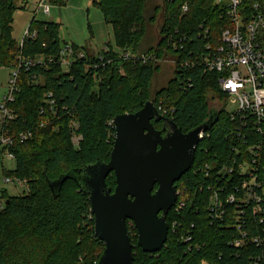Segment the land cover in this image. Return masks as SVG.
I'll return each instance as SVG.
<instances>
[{"label": "trees", "instance_id": "16d2710c", "mask_svg": "<svg viewBox=\"0 0 264 264\" xmlns=\"http://www.w3.org/2000/svg\"><path fill=\"white\" fill-rule=\"evenodd\" d=\"M14 1L0 0V68H15L20 61L39 58L43 64L19 69L17 91L10 104L14 119L8 134L12 142L0 150V157L5 152L15 161L13 170L4 171L5 178L26 188L20 195L2 192L0 264H97L105 245L94 233L89 195L81 180L83 170L98 161H109L115 116L135 113L148 101L155 107L162 103L169 115H160L174 120L183 133L211 116L217 119L207 130L209 136L195 149L191 168L175 182L177 191L183 193L177 202L183 201L184 206L177 211L169 209L165 216L169 230L164 246L158 252L146 253L137 245V238L130 237L134 264H202L203 260L210 264H249L259 249L251 244L241 248L231 245L233 239L241 238L233 226L231 206H226L229 214L221 218L210 208L212 190L224 186L223 200L234 187L229 177L219 180L215 168L231 166L243 156L247 159V148L258 143L262 144L260 177L264 182V134L246 132L244 142L236 140L231 131L237 120L231 121L224 110L227 97L218 85L219 73L205 72L200 61L209 52L206 43L216 45L229 22L223 9L214 0H93V6L111 26L116 49L107 43L104 47L108 52L103 48L97 53L104 57L102 65L97 54L96 58L73 44L74 54L84 52L85 58H76L64 69L59 61L65 43L59 39V24L33 18L28 26L36 36L26 38L20 46L12 30L18 8ZM49 2L63 5L62 0ZM184 5L186 12L181 9ZM254 5L259 6L256 9ZM240 10L248 18L257 10L264 14V0H243ZM159 17L162 24L154 30ZM183 37V47L174 50L169 41L178 42ZM257 41L264 50V28ZM121 51L136 56L151 54L156 60L171 58L174 76L151 94V80L159 63L119 59ZM110 57L111 62H107ZM193 60L192 65H185ZM95 64L100 65L95 68ZM49 94L53 105L48 103ZM210 101L218 103L214 112ZM152 123L162 130L161 121ZM28 131L31 135L21 140L19 135ZM74 137L77 144L72 141ZM237 145L239 155L232 149ZM105 182L113 191L116 184L112 172ZM246 212L248 237L261 234L264 222L258 223L249 207ZM181 235L192 239L184 242Z\"/></svg>", "mask_w": 264, "mask_h": 264}, {"label": "built area", "instance_id": "2783aa9c", "mask_svg": "<svg viewBox=\"0 0 264 264\" xmlns=\"http://www.w3.org/2000/svg\"><path fill=\"white\" fill-rule=\"evenodd\" d=\"M37 1L38 8L44 14L48 15L50 13V5L45 4L47 0ZM242 1L214 0L215 4L223 9L224 16H226L229 22L222 29L216 45L210 42L206 43L205 49L209 52L207 54L205 53L200 61L204 64L205 72L219 73L217 82L222 92L226 94V102L229 101V103L237 104L234 112L227 113L231 121L237 120V125L231 133H233L236 140L244 142L246 132L264 134V50L257 41V34L264 28V14L260 10H257L256 14L248 18L240 10ZM258 6L254 5L256 9ZM181 9L186 12L188 8L184 5ZM208 33V29L205 28V38H208ZM35 36L36 31H31L28 26L20 42V46H22L21 43L26 38H34ZM185 39L186 37L178 39V42L181 43L179 46L177 44L178 42L174 39L169 41V44H171L174 50H177V47L181 49L183 47L182 42ZM103 48L105 52H108L109 49L107 47ZM190 54L192 55L193 52L190 51ZM93 55L97 58L98 54ZM78 57L85 58L84 52L74 54L70 44H63L59 61L64 69H67ZM103 58L102 55H98V59L102 65H104ZM118 58L133 62H147L149 60L161 61L156 60L151 54L136 56L130 53V51H121L118 54ZM198 60L199 57L196 56V61ZM107 62H111V57L108 58ZM33 63L42 65L43 61L39 58L34 61L19 62L11 76L9 89L2 97L0 104V150L12 142V137L8 134L9 125L14 119L10 104L13 102L14 94L17 91L16 81L19 69L22 66L28 67ZM192 63H195V61H187L185 65H192ZM99 65L95 64L94 67L97 68ZM48 98V103L53 105L51 94L48 95ZM154 109L162 116L166 117V115H169L168 109L164 108L162 103ZM111 124H113V121ZM30 135L31 132L28 131L21 133L19 136L21 140H25ZM208 136L207 131L200 133L201 140ZM72 141L77 144L78 138L74 137ZM238 145L232 148L237 155L240 154ZM261 146V143L252 147L249 146L247 148V159L243 156L239 161L234 160L231 166L221 164L219 167H216L217 178L224 180L229 177L228 181L229 183H233L234 187L231 190L232 192L227 193L223 200L221 199V192L224 190V186H219L216 190H212L210 195V208L215 217L221 218L225 214L228 215L231 213V218L235 222L233 226L241 238L233 239L231 245L235 248H241L242 246L251 244L259 249V253L251 257L249 264H264V231L252 237H248L246 231L248 222L246 210L248 207L251 213L259 218L258 223L261 224L264 222V182L260 177ZM9 156L11 157V155ZM234 179L236 181L233 182ZM4 181L12 182V179L5 178ZM18 183L21 182L18 180ZM177 194H179L178 191ZM228 205L232 208L230 212L226 208ZM183 206V201L179 200L177 202L176 200L171 209L177 211ZM172 226L173 228L176 227V223H173ZM181 238L184 242H189L192 239L189 235H181ZM201 263L210 264L205 260Z\"/></svg>", "mask_w": 264, "mask_h": 264}, {"label": "water", "instance_id": "95a60500", "mask_svg": "<svg viewBox=\"0 0 264 264\" xmlns=\"http://www.w3.org/2000/svg\"><path fill=\"white\" fill-rule=\"evenodd\" d=\"M154 108L148 101L135 113L115 116L109 161L83 170L81 180L89 195L94 233L105 245L97 264H134L127 223L136 229L137 245L143 252L162 249L168 234L165 216L178 198L175 182L191 168L200 133L217 119L211 116L183 133L174 120L163 118ZM152 120L163 123L164 136ZM111 172L116 184L113 191L105 182Z\"/></svg>", "mask_w": 264, "mask_h": 264}, {"label": "rangeland", "instance_id": "374dc122", "mask_svg": "<svg viewBox=\"0 0 264 264\" xmlns=\"http://www.w3.org/2000/svg\"><path fill=\"white\" fill-rule=\"evenodd\" d=\"M62 1L63 5L58 7L52 5L47 0L45 4L50 5V13L47 15L38 8L37 0H15L14 2L18 8L13 15L12 30L13 36L19 44L22 41L29 23L34 18L36 21H49L59 24L58 35L61 42H67L70 45L75 44L80 48H85L90 54L99 53L107 43H110L116 49L111 26L106 23L103 13L97 7L93 6V0ZM161 24L162 17H159L158 23L153 25V29L156 30ZM158 63L160 65L159 70L153 80H151V94L164 87L174 76V61L171 58H164ZM14 70V67L0 68V104L2 97L9 89V82ZM209 104L214 112L218 103L216 101H210ZM223 106L226 112H234L237 108V104L229 103V101L225 102ZM0 158V191L3 189L9 195L22 194L26 190L23 185L4 181V171L15 168L14 159L5 152H2ZM178 193V197H183L181 191H178ZM127 227L130 237L133 240L137 238V232L134 230L133 224L127 223Z\"/></svg>", "mask_w": 264, "mask_h": 264}, {"label": "crops", "instance_id": "0c3cea01", "mask_svg": "<svg viewBox=\"0 0 264 264\" xmlns=\"http://www.w3.org/2000/svg\"><path fill=\"white\" fill-rule=\"evenodd\" d=\"M2 192H3V189H1V191H0V210L3 208L4 203H5V200H4V198H3V194H2ZM3 201H4V202H3Z\"/></svg>", "mask_w": 264, "mask_h": 264}, {"label": "flooded vegetation", "instance_id": "af4514ba", "mask_svg": "<svg viewBox=\"0 0 264 264\" xmlns=\"http://www.w3.org/2000/svg\"><path fill=\"white\" fill-rule=\"evenodd\" d=\"M159 131H161V134L164 136L165 134H166V130H163V127H162V130H159ZM134 227V226H133ZM129 232V231H128Z\"/></svg>", "mask_w": 264, "mask_h": 264}]
</instances>
